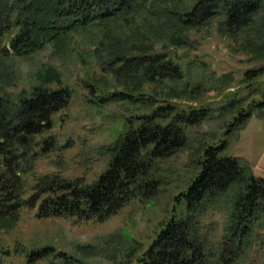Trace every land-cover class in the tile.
I'll return each instance as SVG.
<instances>
[{
	"label": "trees",
	"instance_id": "trees-1",
	"mask_svg": "<svg viewBox=\"0 0 264 264\" xmlns=\"http://www.w3.org/2000/svg\"><path fill=\"white\" fill-rule=\"evenodd\" d=\"M145 1L0 0V57L25 58L49 44L60 50L70 34L138 14L147 8ZM262 6L264 0H195L185 10L163 8L183 28L203 26L220 17L224 32L235 35L254 24ZM113 54L100 67L116 82H138L143 87L183 78L181 67L164 53ZM255 72L248 71L246 76ZM52 79H59L55 71L27 96L13 98L0 92V233L13 229L24 209H35L38 220L103 222L134 200L154 198L166 185L160 176L161 162L186 145V128L210 117L208 108L183 111L170 103L157 106L153 94L125 87L100 98V102H125L135 113L100 151L106 165L96 179L86 183L83 178L67 179L60 174L39 175L38 161L59 150L53 136L43 135L52 131L54 117L71 101L69 88L48 87ZM259 106L264 101L237 112L235 102L227 104L223 109L233 118L226 125L227 132L231 133V127L242 129ZM226 148V139L202 148L195 177L174 198L177 205H183L184 215H177L173 206L135 264H264V179L240 158L225 155ZM228 190L231 199L217 240L202 220ZM14 253L27 264L49 255L62 264L76 263L50 247L27 250L17 245Z\"/></svg>",
	"mask_w": 264,
	"mask_h": 264
},
{
	"label": "rangeland",
	"instance_id": "rangeland-1",
	"mask_svg": "<svg viewBox=\"0 0 264 264\" xmlns=\"http://www.w3.org/2000/svg\"><path fill=\"white\" fill-rule=\"evenodd\" d=\"M193 1L146 0L147 8L138 14L70 34L60 50L49 44L25 58L0 57L2 93L13 98L30 95L52 71L59 79H52L48 87L71 91L68 107L54 117L52 131L43 135L53 136L59 150L38 161L39 175L60 174L67 179L83 178L86 183L96 179L106 165L100 151L114 141L123 130L124 120L135 113L125 102H100V98L125 87L153 94L157 106L170 103L183 111L202 106L210 112L209 120L185 129L186 145L161 162L160 176L166 185L154 198L134 200L103 222L38 220L35 209H24L14 228L0 233V264H27L23 256L15 255L17 245L27 250L50 247L72 257L74 264H135L173 206L177 215H184L183 205H177L174 198L195 177L202 148L220 140H227L225 155L240 158L255 176L264 179V106L254 108L242 129L229 128L231 133L226 125L233 118L223 109L235 102L237 112L245 111L264 101V6L255 15L254 24L229 35L221 27L220 17L203 26L183 28L165 13V7L185 10ZM146 51L166 54L181 67L183 78L176 83L142 87L138 82H116L101 71L100 66L113 53L129 57ZM248 71L256 72L249 77ZM230 199L228 190L202 220L217 240ZM32 264L62 263L49 255Z\"/></svg>",
	"mask_w": 264,
	"mask_h": 264
}]
</instances>
